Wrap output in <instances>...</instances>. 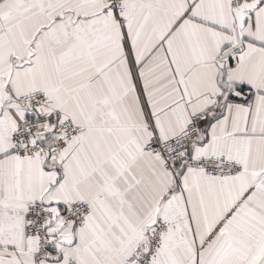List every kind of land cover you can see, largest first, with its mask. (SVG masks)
Returning <instances> with one entry per match:
<instances>
[{"label": "snow or ice", "instance_id": "1", "mask_svg": "<svg viewBox=\"0 0 264 264\" xmlns=\"http://www.w3.org/2000/svg\"><path fill=\"white\" fill-rule=\"evenodd\" d=\"M0 264H264V0H0Z\"/></svg>", "mask_w": 264, "mask_h": 264}]
</instances>
